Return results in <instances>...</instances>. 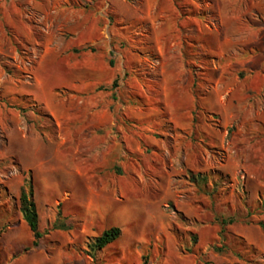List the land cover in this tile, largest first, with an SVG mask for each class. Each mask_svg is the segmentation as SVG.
I'll use <instances>...</instances> for the list:
<instances>
[{"label": "rangeland", "instance_id": "374dc122", "mask_svg": "<svg viewBox=\"0 0 264 264\" xmlns=\"http://www.w3.org/2000/svg\"><path fill=\"white\" fill-rule=\"evenodd\" d=\"M263 222L264 0H0V264H264Z\"/></svg>", "mask_w": 264, "mask_h": 264}, {"label": "trees", "instance_id": "16d2710c", "mask_svg": "<svg viewBox=\"0 0 264 264\" xmlns=\"http://www.w3.org/2000/svg\"><path fill=\"white\" fill-rule=\"evenodd\" d=\"M197 181H207L205 175H196ZM35 190L31 179H26L20 195V210L23 218L28 223L34 235V245H39V239L43 236L40 229V212L37 202L34 198ZM264 226V222L262 223ZM122 234L120 226H112L106 229L102 234L94 237L88 242L89 252L95 256L96 252L115 242Z\"/></svg>", "mask_w": 264, "mask_h": 264}]
</instances>
